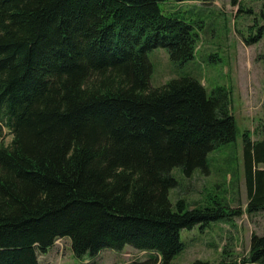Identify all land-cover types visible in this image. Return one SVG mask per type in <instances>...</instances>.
Listing matches in <instances>:
<instances>
[{
    "label": "trees",
    "instance_id": "1",
    "mask_svg": "<svg viewBox=\"0 0 264 264\" xmlns=\"http://www.w3.org/2000/svg\"><path fill=\"white\" fill-rule=\"evenodd\" d=\"M167 1L215 0H0V264H40L63 238L77 258L129 246L150 254L130 264H174L182 230L243 214L170 199L172 170L207 173L237 127L226 89L209 95L191 76L151 85L149 51L182 65L202 36ZM255 27L248 44L264 36ZM261 131L244 134L249 216L264 213ZM245 263L264 264V234Z\"/></svg>",
    "mask_w": 264,
    "mask_h": 264
},
{
    "label": "rangeland",
    "instance_id": "2",
    "mask_svg": "<svg viewBox=\"0 0 264 264\" xmlns=\"http://www.w3.org/2000/svg\"><path fill=\"white\" fill-rule=\"evenodd\" d=\"M160 6L166 10H181L201 25V41L195 58L185 64L174 63L166 49L157 48L147 53L153 65L151 85L161 87L172 79L195 77L209 95L218 88L226 89L230 96V108L236 120V140L225 144L208 156V172L197 169L187 176L180 167L171 174L177 186L170 191L175 203L183 198L189 208L207 206L213 200L223 199L234 209L243 212L229 220L212 222L181 231L183 250L177 254L174 264H192L196 260L211 264H249L245 259L251 250L252 234H264V213L249 216L246 212L248 192L245 174L244 134L251 133L252 142L261 141L264 124V36L248 44L250 28L256 36L258 27L264 25V0H215L176 3L167 1ZM240 8L242 11L240 12ZM250 11V12H249ZM7 132V131H6ZM12 136L6 135L8 143ZM149 252L126 247L123 251L103 249L97 256L73 255L69 239L56 240L46 253L39 254L40 264H130L146 261Z\"/></svg>",
    "mask_w": 264,
    "mask_h": 264
},
{
    "label": "bare ground",
    "instance_id": "3",
    "mask_svg": "<svg viewBox=\"0 0 264 264\" xmlns=\"http://www.w3.org/2000/svg\"><path fill=\"white\" fill-rule=\"evenodd\" d=\"M87 185H88V184H87ZM90 190H91V189H90ZM99 191H100V190H99ZM99 191H98V192H99ZM6 222H7V221H6Z\"/></svg>",
    "mask_w": 264,
    "mask_h": 264
}]
</instances>
